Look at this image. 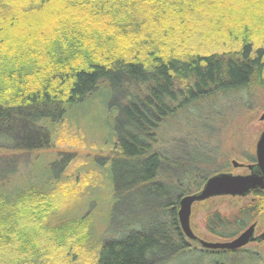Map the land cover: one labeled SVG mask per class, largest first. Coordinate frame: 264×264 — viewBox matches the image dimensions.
Masks as SVG:
<instances>
[{
    "label": "trees",
    "instance_id": "1",
    "mask_svg": "<svg viewBox=\"0 0 264 264\" xmlns=\"http://www.w3.org/2000/svg\"><path fill=\"white\" fill-rule=\"evenodd\" d=\"M253 85L264 88V0H0V151L13 156L0 161V264H53L49 254L57 251L67 264H162L180 255L188 245L177 205L206 181L198 164L210 158L196 131L193 140L157 149L158 130L200 100L214 113L203 120H216L219 96ZM90 102L99 124L88 129L81 109ZM66 136L115 152L106 163L82 164L103 173L112 202L106 218L93 207L71 216L59 208L70 154L43 166V177L13 178L20 167L42 164L41 152ZM94 173L84 186L91 200L99 191ZM253 196L257 202L230 219L210 213L206 228L232 237L215 227L244 228L263 207L264 189ZM136 197L143 214L105 232L112 218L129 215L128 206L119 215L115 202Z\"/></svg>",
    "mask_w": 264,
    "mask_h": 264
},
{
    "label": "rangeland",
    "instance_id": "2",
    "mask_svg": "<svg viewBox=\"0 0 264 264\" xmlns=\"http://www.w3.org/2000/svg\"><path fill=\"white\" fill-rule=\"evenodd\" d=\"M237 46L238 45L235 47ZM229 48L231 47L227 45L222 48L220 47V50L218 51ZM217 99L219 100L217 106L222 111L217 112L220 114L216 117V120H203V117L207 115L213 117L214 113H208L207 108H205L207 103L200 100L190 106V108L188 107L179 111L176 116H171L164 122V124H162L158 130V134L162 137V139L156 148L161 150L164 149V147L165 149L170 148V142L171 144L177 145V143L179 144L178 140H181L182 138L185 139L186 135L188 136V140H193L196 134L199 136L197 137V147L203 148L202 153L207 152L210 158L209 163H204L203 165L198 164L199 167L201 166L203 170L209 173L208 177L222 172L231 173L233 175L248 174L249 169L247 168V165L252 163L249 159L252 156H255L256 142L264 128V120H260V116L264 113V88L253 85L243 91L237 92V94L232 95V93H230L229 96H219ZM81 111L84 115H89L86 120L88 129H91L94 125L97 126L96 123L99 124L96 118L94 102H90L88 106L86 108H82ZM193 113H198V115L202 116L198 119L199 121L195 122ZM189 124L193 125L194 128L191 129ZM63 131H65L63 132L65 134L68 133L67 130ZM65 139L67 140H58L54 143L53 147L41 152L42 154L44 153L42 156L44 159L41 160L42 164L36 163V165L33 164V166H30V168L27 167L26 169H21L20 167L18 174L13 177L14 180L20 181L19 178H22L26 174L28 176L31 172L30 176L32 177H29V180L32 178L43 177V166L47 165L49 162L60 160L65 154H70L72 161L69 163V166L65 167V165H61L63 174H67L66 176L68 179L64 184L66 186H63V190L67 191V193H60V196L58 195L59 200L57 198L59 208L62 207L61 210L63 208L67 209L64 212V216L73 215L76 212V209L80 207L81 211L87 212L96 208L94 213L100 212V214H102V212H104L106 218L108 213H106V209L112 202L109 200V188H107L106 183H103L102 181L103 173L100 172L101 170L99 169L94 170L95 173L93 172L95 174V181H93L94 183L97 182L95 185L99 191L97 194L98 199L91 200L92 195H88L89 191L86 190L89 189H84V186L88 185L87 182H89L93 173H91V169L89 167V171H87L88 169H84L82 164H90L93 159L96 160L97 158H103L99 159L100 162L102 163L103 161V163H106L104 162V159L112 157L115 152L113 153L111 147H107L106 150L100 149L101 147L97 148L98 142L95 139H88L89 141H84L83 137L81 140H76L72 137L68 139V136H66ZM172 153L176 155L177 151H173ZM193 154L195 157L200 156V154L197 155L196 152ZM179 155L180 153H178L177 157H179ZM28 157L30 156L23 157V161H29L28 163H30L32 159L30 160ZM5 158H9L7 160H10L13 156L7 151H0V161H7L4 160ZM189 158H192V156H189ZM234 162L239 165L235 166ZM87 172L89 174L88 177ZM76 177L77 179H75ZM203 184L200 186L199 190L202 188ZM194 186L190 188L191 191L189 194L195 193L192 192L195 189ZM256 190H253L244 196L221 195L210 197L203 201H195L191 205L189 220L190 227L197 239H189L184 235L183 239L188 245V248L180 252V255L176 256L174 259H172V257L164 260L162 264H215V261L218 259L219 261L221 259L223 264H264V236L262 237L264 234V199L260 201L262 202L261 206L263 205V207H258V213L255 214L254 218L248 221L244 228L237 230L235 226L222 229L215 227L218 232H233L232 234L234 235L232 237L228 238L221 237V235H215L206 228V219L210 213L216 212L227 219H230L234 214H236L237 210L245 204L249 205L256 203L257 198L253 196V193ZM130 193L131 192L126 193L127 197H124L130 199L135 195L134 193H131L132 195L128 196ZM132 200L133 202L127 201V205L121 200L115 202V210L119 215L121 214L120 207L125 208L126 206H128L127 209L129 211V215L125 218H119V216L114 219L112 218V221L107 222V224L105 223V232L107 230L110 235H113L118 231V229L125 227L130 220H137V214L139 216L143 214V204L137 202V197ZM129 203L131 204L128 205ZM158 203L162 204L163 201H158ZM74 204H77L75 208ZM153 204L158 206L156 203ZM151 205L150 207L153 206ZM178 209L179 203L177 205V211ZM59 214L57 215L60 217ZM52 220L55 221L54 219ZM251 224H254V236L261 238L256 241L248 242L244 246L237 248L238 250L236 251H227V254L218 255L217 253L210 252L206 248H203L199 242V240L213 243L231 241L237 238ZM49 256L51 257L53 264H67L64 260L63 252H51ZM83 260L90 263L92 260V252L88 253V256L84 257Z\"/></svg>",
    "mask_w": 264,
    "mask_h": 264
},
{
    "label": "water",
    "instance_id": "3",
    "mask_svg": "<svg viewBox=\"0 0 264 264\" xmlns=\"http://www.w3.org/2000/svg\"><path fill=\"white\" fill-rule=\"evenodd\" d=\"M260 120H264V113L260 116ZM256 162L248 164L249 173L245 175H233L231 173H218L206 179L202 188L193 193L182 196L179 200V209L177 211L179 225L182 232L189 239H197L190 227V209L195 201H203L210 197L231 195L244 196L256 189H264V128L261 131L255 146ZM235 166H238L234 162ZM264 234L262 235V237ZM261 237L254 236V224H251L237 238L222 242L213 243L199 240L203 248L206 249H227L234 250L244 246L248 242L256 241Z\"/></svg>",
    "mask_w": 264,
    "mask_h": 264
},
{
    "label": "flooded vegetation",
    "instance_id": "4",
    "mask_svg": "<svg viewBox=\"0 0 264 264\" xmlns=\"http://www.w3.org/2000/svg\"><path fill=\"white\" fill-rule=\"evenodd\" d=\"M255 162H256V161H255ZM255 162H254V163H255ZM250 164H252V163H250ZM257 237H258V236H257Z\"/></svg>",
    "mask_w": 264,
    "mask_h": 264
},
{
    "label": "bare ground",
    "instance_id": "5",
    "mask_svg": "<svg viewBox=\"0 0 264 264\" xmlns=\"http://www.w3.org/2000/svg\"><path fill=\"white\" fill-rule=\"evenodd\" d=\"M235 250V249H234Z\"/></svg>",
    "mask_w": 264,
    "mask_h": 264
}]
</instances>
